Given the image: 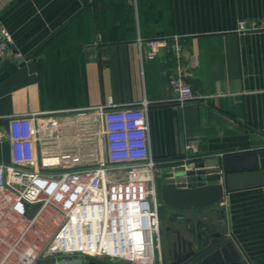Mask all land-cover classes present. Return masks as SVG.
I'll use <instances>...</instances> for the list:
<instances>
[{"label": "crops", "instance_id": "1", "mask_svg": "<svg viewBox=\"0 0 264 264\" xmlns=\"http://www.w3.org/2000/svg\"><path fill=\"white\" fill-rule=\"evenodd\" d=\"M0 7L11 37L0 60V161L10 159V117L76 112L111 97L118 105L148 102L158 165L183 158L185 144L198 139L200 155L264 167V0H0ZM159 37L167 43L147 57L138 39ZM179 68L203 99L171 101L169 77ZM161 211L167 226L183 229ZM187 215L210 231L221 219L229 254L236 250L244 264L264 260V187L225 194ZM179 231L164 236L167 263L189 240Z\"/></svg>", "mask_w": 264, "mask_h": 264}, {"label": "built area", "instance_id": "2", "mask_svg": "<svg viewBox=\"0 0 264 264\" xmlns=\"http://www.w3.org/2000/svg\"><path fill=\"white\" fill-rule=\"evenodd\" d=\"M167 40L138 39V44L151 58ZM10 44V34L0 21V60ZM15 56L21 59L19 53ZM188 75L179 68L169 77L171 101L181 106L203 99L186 82ZM147 110V101L118 105L107 97L96 108L9 118L10 159L0 161V264L72 257L108 264H163L158 176L165 164L158 165L152 157ZM62 115L66 116L61 120ZM80 115L91 119L83 123ZM70 120L74 123L68 125ZM48 121L53 124L46 125ZM63 124L77 131H83L77 124L85 126L86 148H81L90 157L74 161L66 152L75 145L53 140L66 129ZM199 144L198 139L189 140L185 156L171 165L192 163L201 154ZM77 242L88 246L71 249Z\"/></svg>", "mask_w": 264, "mask_h": 264}, {"label": "water", "instance_id": "3", "mask_svg": "<svg viewBox=\"0 0 264 264\" xmlns=\"http://www.w3.org/2000/svg\"><path fill=\"white\" fill-rule=\"evenodd\" d=\"M158 176L159 199L164 206L178 210L172 213L183 225L181 232L189 237L179 252L168 264H244L242 256L233 248L231 240L223 241L226 233L224 222L216 230L204 219H194L187 212L198 211L218 203L225 194L244 189L264 187V167L257 164L247 168H233L227 158L200 155L186 166L165 165ZM169 216V215H168ZM172 219L171 217H169ZM177 234L180 235V231ZM54 264H104L90 257H72ZM255 264H264L261 258Z\"/></svg>", "mask_w": 264, "mask_h": 264}, {"label": "rangeland", "instance_id": "4", "mask_svg": "<svg viewBox=\"0 0 264 264\" xmlns=\"http://www.w3.org/2000/svg\"><path fill=\"white\" fill-rule=\"evenodd\" d=\"M64 116H66V115H62L59 118L63 119ZM72 122H74V121L70 120L67 123H69V124L71 123L72 124ZM77 123H79V122L77 121ZM64 126L66 127V129L63 128V131L61 132V136L62 137L61 136L60 137H54L53 140L54 141H60L61 143L65 142V140H67L65 142V144L75 145L74 148L70 150L71 153L70 152H66L67 154H71L72 159L74 161L83 160L84 157L85 158L86 157H90V155L88 153H85L84 150L81 148V147H83L84 149L86 148V147H84L85 140H86V137H85L86 136L85 126L77 124V126H81V129L83 131H77V128L75 126H71L72 127L71 129H68L70 127H68L67 125H64ZM54 135H56V134H54ZM58 135H59V133H58ZM62 140H64V141H62ZM93 141H94V147L96 148L98 146L97 145L98 143H97V141H95V139H93ZM93 151H94L93 154H96V152H95L96 149L93 150ZM93 151L91 150L90 147H88V152H93ZM58 161H61V159H59ZM166 226H167L166 211H161L160 210V212H159V236L160 237L159 238H160V245H161V252H162V263L163 264H167V262H165V260H166V257H168L167 253L165 252V247H164V245H165V242H164V238H165L164 237L165 236L164 227H166ZM85 244L86 243H79L78 244V242H77L75 245H71L70 248L72 249V248L75 247L79 251V250H82V249H80V247L85 248L86 246H88V244H86V245ZM55 262H56L55 258H48V259L40 261L38 264H54ZM116 264H129V263H126L124 261H117Z\"/></svg>", "mask_w": 264, "mask_h": 264}, {"label": "flooded vegetation", "instance_id": "5", "mask_svg": "<svg viewBox=\"0 0 264 264\" xmlns=\"http://www.w3.org/2000/svg\"><path fill=\"white\" fill-rule=\"evenodd\" d=\"M164 207V209H166L167 211H168V213H169V217H171L172 219V221L174 220V221H176V222H178L177 220H176V216L175 215H172V213H174V212H177L178 210H176V209H174V208H171V207H167V206H164L163 204H162V208ZM161 208V209H162ZM222 221H221V219H220V222H219V225H218V230L219 229H221V227H222ZM164 234H165V236H169L170 234H175L176 235V237L177 238H179V235L177 234V229L176 228H172L171 226H166V227H164ZM181 239V238H180ZM180 242H182L183 244L186 242L185 240L184 241H181L180 240ZM180 242H178V243H180ZM181 245V244H180ZM178 246V245H177ZM179 255V252L178 253H173L172 254V259L171 260H173L174 258H176V256H178ZM170 260V261H171ZM168 264V263H167Z\"/></svg>", "mask_w": 264, "mask_h": 264}, {"label": "trees", "instance_id": "6", "mask_svg": "<svg viewBox=\"0 0 264 264\" xmlns=\"http://www.w3.org/2000/svg\"><path fill=\"white\" fill-rule=\"evenodd\" d=\"M104 264H108V263H104Z\"/></svg>", "mask_w": 264, "mask_h": 264}]
</instances>
